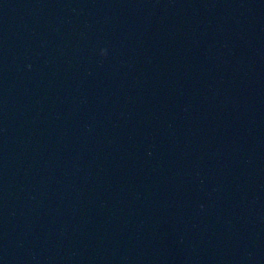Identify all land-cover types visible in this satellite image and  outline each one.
I'll list each match as a JSON object with an SVG mask.
<instances>
[{
  "label": "water",
  "instance_id": "water-1",
  "mask_svg": "<svg viewBox=\"0 0 264 264\" xmlns=\"http://www.w3.org/2000/svg\"><path fill=\"white\" fill-rule=\"evenodd\" d=\"M0 264H264V0H0Z\"/></svg>",
  "mask_w": 264,
  "mask_h": 264
}]
</instances>
